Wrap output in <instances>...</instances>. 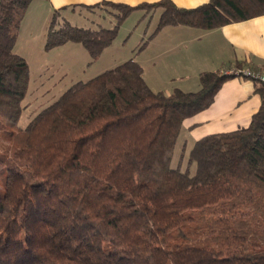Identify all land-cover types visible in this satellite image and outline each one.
<instances>
[{
	"label": "trees",
	"instance_id": "trees-1",
	"mask_svg": "<svg viewBox=\"0 0 264 264\" xmlns=\"http://www.w3.org/2000/svg\"><path fill=\"white\" fill-rule=\"evenodd\" d=\"M29 2L0 0V264H264V82L251 79L260 103L249 123L195 140L183 169L184 150L171 160L184 120L242 68L205 70L197 90L166 93L130 58L19 127L29 69L13 46ZM80 6L111 12L114 26H78L67 6L54 9L45 49L79 42L95 59L134 10H160L154 32L264 14V0Z\"/></svg>",
	"mask_w": 264,
	"mask_h": 264
},
{
	"label": "crops",
	"instance_id": "crops-1",
	"mask_svg": "<svg viewBox=\"0 0 264 264\" xmlns=\"http://www.w3.org/2000/svg\"><path fill=\"white\" fill-rule=\"evenodd\" d=\"M101 1L137 5L159 0H30L18 27L15 44L24 28L29 29L27 36L30 39L36 36L38 41H43L54 9L67 6L62 14L69 19L78 8H84L81 4ZM171 1L179 7L192 8L209 0ZM74 4L76 6L70 7ZM137 55L139 58L135 60L142 66L145 82L153 90L166 93L174 88L197 90L199 74L205 70L250 68L264 71V14L210 30L186 25L165 26L151 34ZM254 89V82L247 77H227L212 103L185 119L182 127L188 133L197 131V140L205 134L246 126L260 103Z\"/></svg>",
	"mask_w": 264,
	"mask_h": 264
},
{
	"label": "rangeland",
	"instance_id": "rangeland-1",
	"mask_svg": "<svg viewBox=\"0 0 264 264\" xmlns=\"http://www.w3.org/2000/svg\"><path fill=\"white\" fill-rule=\"evenodd\" d=\"M144 13L141 10L131 12L120 23L112 44L95 59L79 42H66L63 46L45 49L44 40L38 41L36 36L30 39L27 36L29 29L24 28L22 36L13 46V51L26 59L29 69L28 90L17 125L24 127L41 108L57 99L74 82L92 78L131 57L139 58L138 52L155 31L160 10ZM69 20L75 25L90 28L112 27L115 24L111 12L100 7L78 8L69 16ZM198 134L197 131L188 133L182 127L174 148L172 167L177 166L183 150L185 158L182 169L185 167L186 155Z\"/></svg>",
	"mask_w": 264,
	"mask_h": 264
},
{
	"label": "built area",
	"instance_id": "built-area-1",
	"mask_svg": "<svg viewBox=\"0 0 264 264\" xmlns=\"http://www.w3.org/2000/svg\"><path fill=\"white\" fill-rule=\"evenodd\" d=\"M233 72V71H230ZM236 74H238L239 76H244L247 77L249 79H258L262 82H264V72H259V71H252V70H248V69H243V70H235L234 71Z\"/></svg>",
	"mask_w": 264,
	"mask_h": 264
}]
</instances>
